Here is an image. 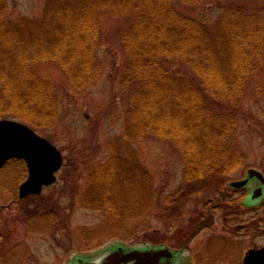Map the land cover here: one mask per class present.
<instances>
[{"label":"rangeland","instance_id":"rangeland-1","mask_svg":"<svg viewBox=\"0 0 264 264\" xmlns=\"http://www.w3.org/2000/svg\"><path fill=\"white\" fill-rule=\"evenodd\" d=\"M46 1L8 0V13L1 21L36 20ZM173 5L182 14L214 28L224 9L239 6L254 12L264 7V1H174ZM132 21L129 15H100L97 55L103 72L88 89H76L55 62L36 65L37 75L51 82L57 95L54 125L36 132L57 146L64 163L54 185L23 200L18 197L17 187L27 176L24 163L15 160L0 170V248L9 260H18L6 264H43L36 261L42 255L53 256L54 264H60L69 254L100 258L117 243L128 248H180L182 237L193 233L200 215H208L209 206L219 201L221 206L239 204L229 183L241 179L248 168H264V55L256 61L257 72L247 80L244 101L235 112L231 110L238 117V126L228 145L245 157L234 172L227 174L221 165L214 166L204 178L186 182L181 152L172 141L154 136L134 140L126 134L128 100L140 85L138 79H128L124 70L128 53L123 39ZM168 67L182 74L188 72L178 60L169 62ZM3 119L18 120L0 114ZM115 155L121 159L114 178L125 175V170L133 171L134 177L126 189L114 190L118 208L136 212L119 219L107 209L85 203L91 186L90 173ZM125 178L118 180L125 184ZM223 220L224 213L218 211L215 221ZM210 232L208 227H199L187 243L183 252L194 257L192 264H227L221 246L215 247L217 255L209 248ZM216 258L218 262L214 263Z\"/></svg>","mask_w":264,"mask_h":264},{"label":"trees","instance_id":"trees-1","mask_svg":"<svg viewBox=\"0 0 264 264\" xmlns=\"http://www.w3.org/2000/svg\"><path fill=\"white\" fill-rule=\"evenodd\" d=\"M174 1L199 0H47L40 18L3 22L8 0H0V114L34 130L51 128L57 95L54 85L37 75L36 65L55 62L76 89L92 87L103 72L97 55L100 15H129L124 70L140 85L128 100L126 134L172 141L181 152L186 182L204 178L214 166L234 172L245 157L228 144L238 126L235 109L264 55V7L224 9L212 28L182 14ZM174 60L188 72L170 69ZM120 159L115 155L92 170L85 201L117 219L136 214L117 206L115 188L126 189L134 180L130 170L114 178Z\"/></svg>","mask_w":264,"mask_h":264},{"label":"flooded vegetation","instance_id":"flooded-vegetation-1","mask_svg":"<svg viewBox=\"0 0 264 264\" xmlns=\"http://www.w3.org/2000/svg\"><path fill=\"white\" fill-rule=\"evenodd\" d=\"M22 162L26 167L28 176L27 165L24 161ZM251 170H255L257 173H251L252 176H250L249 171ZM236 181L244 182V186L240 189L232 188L230 186L232 182L229 183L230 190L234 191L235 196L239 197V204L227 205L223 202L224 204L221 206L219 201L218 204L209 206L208 215L206 217L200 215L199 226L194 225L193 233L182 237L183 241L179 244L180 248L170 247L175 253L173 258L168 260L169 264H192L194 257L192 259L191 256H188L183 251L187 243L193 240L194 234L199 232V227L200 229L208 227L211 230L209 234V248L212 252L216 251L217 255L218 251L215 247L221 246L224 250L223 254L226 257L227 264H264V257H255L248 260L252 254L264 250V168H248L245 170L242 178ZM21 183L17 187L20 200L38 196L47 188L44 187L38 195L31 194L22 197L19 189ZM224 201L227 202L228 198L225 197ZM218 211L224 213V220L222 222L215 221V214ZM1 250L0 248V264H6L8 261L18 262V260H9L7 258L8 255L1 253ZM32 257L34 258L35 256ZM39 258L36 261L43 264H54L55 261L54 257L50 255H42ZM218 258L213 262L217 263ZM60 264H103V257L99 258V255L91 257L84 255L72 256L69 254L64 255Z\"/></svg>","mask_w":264,"mask_h":264},{"label":"water","instance_id":"water-1","mask_svg":"<svg viewBox=\"0 0 264 264\" xmlns=\"http://www.w3.org/2000/svg\"><path fill=\"white\" fill-rule=\"evenodd\" d=\"M13 159L24 160L28 167V178L19 188L22 197L38 195L44 187L55 183L63 165L62 153L52 143L22 122L3 119L0 120V169ZM249 172L250 176L257 173ZM243 186L242 181L231 183L234 188ZM173 256V251L167 247L127 251L118 245L103 264H169ZM255 257H264V251L252 254L248 260Z\"/></svg>","mask_w":264,"mask_h":264}]
</instances>
